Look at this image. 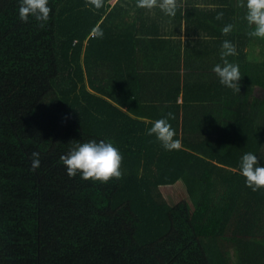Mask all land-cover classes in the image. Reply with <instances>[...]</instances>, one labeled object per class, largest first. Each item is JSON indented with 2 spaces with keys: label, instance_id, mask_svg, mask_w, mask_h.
I'll return each instance as SVG.
<instances>
[{
  "label": "trees",
  "instance_id": "obj_1",
  "mask_svg": "<svg viewBox=\"0 0 264 264\" xmlns=\"http://www.w3.org/2000/svg\"><path fill=\"white\" fill-rule=\"evenodd\" d=\"M87 2L49 0L39 27L0 0V264H264V187L238 168L246 151L264 164V38L244 0ZM224 40L239 91L212 71ZM169 112L165 150L146 128ZM87 139L120 149L119 179L67 175L59 157Z\"/></svg>",
  "mask_w": 264,
  "mask_h": 264
},
{
  "label": "clouds",
  "instance_id": "obj_2",
  "mask_svg": "<svg viewBox=\"0 0 264 264\" xmlns=\"http://www.w3.org/2000/svg\"><path fill=\"white\" fill-rule=\"evenodd\" d=\"M152 2L153 0H137L140 7H151ZM17 4V15L21 21L31 19L36 21L39 27H44L48 22L51 11L49 0H17ZM86 6L99 8L101 0H88ZM161 7L169 15L175 13L174 0H162ZM243 7L246 9L244 18L249 26V36L264 38V0H244ZM221 16L223 12H218L217 18ZM231 28V24H226L222 31L227 33ZM97 35L102 36L103 32L98 31ZM220 48L222 62L213 65L212 71L221 85L239 91L241 78L239 64L228 59L229 56L236 54V47L231 41L224 40ZM171 115L169 112L152 120L150 126L146 128V134L154 137L165 150H172L179 144V140L174 139L175 130L169 122ZM39 156L38 152H31L32 170L39 167ZM122 158L120 149L110 140L87 139L73 140L68 151L62 154L59 160L70 177L79 175L82 180L106 183L112 178L119 179L122 176ZM238 168L245 178V185L252 191L264 187V164L259 162L257 154L252 151L243 152L238 159Z\"/></svg>",
  "mask_w": 264,
  "mask_h": 264
},
{
  "label": "rangeland",
  "instance_id": "obj_3",
  "mask_svg": "<svg viewBox=\"0 0 264 264\" xmlns=\"http://www.w3.org/2000/svg\"><path fill=\"white\" fill-rule=\"evenodd\" d=\"M255 94L257 97H263L264 96V88L261 86L256 87ZM185 187L176 185V186H166L161 188V192L163 193L165 199L170 204H176L179 202L182 198V195L186 193Z\"/></svg>",
  "mask_w": 264,
  "mask_h": 264
},
{
  "label": "crops",
  "instance_id": "obj_4",
  "mask_svg": "<svg viewBox=\"0 0 264 264\" xmlns=\"http://www.w3.org/2000/svg\"><path fill=\"white\" fill-rule=\"evenodd\" d=\"M181 35H179L181 37V47L182 49L185 48V45H184V42H185V39L187 38V31H186V28H185V24L182 25V28H181ZM179 33V32H178ZM178 37V36H177ZM178 46V45H177ZM181 100H179L180 102Z\"/></svg>",
  "mask_w": 264,
  "mask_h": 264
}]
</instances>
